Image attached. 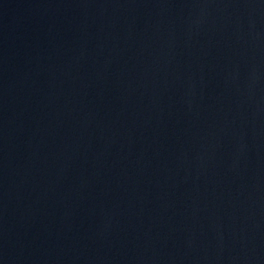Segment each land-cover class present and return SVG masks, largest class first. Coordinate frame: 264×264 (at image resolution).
<instances>
[{
    "label": "water",
    "instance_id": "obj_1",
    "mask_svg": "<svg viewBox=\"0 0 264 264\" xmlns=\"http://www.w3.org/2000/svg\"><path fill=\"white\" fill-rule=\"evenodd\" d=\"M0 264H264V0H0Z\"/></svg>",
    "mask_w": 264,
    "mask_h": 264
}]
</instances>
